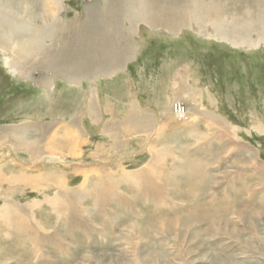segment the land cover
Masks as SVG:
<instances>
[{"label":"rangeland","instance_id":"rangeland-1","mask_svg":"<svg viewBox=\"0 0 264 264\" xmlns=\"http://www.w3.org/2000/svg\"><path fill=\"white\" fill-rule=\"evenodd\" d=\"M190 1L199 24L115 17L134 51L116 68L104 27L78 33L112 0H60L70 31L36 63L0 48V264H264V43L211 24L252 0Z\"/></svg>","mask_w":264,"mask_h":264},{"label":"bare ground","instance_id":"bare-ground-1","mask_svg":"<svg viewBox=\"0 0 264 264\" xmlns=\"http://www.w3.org/2000/svg\"><path fill=\"white\" fill-rule=\"evenodd\" d=\"M169 1H174V0H169ZM253 1H255V0H252L250 2V3H252V5H251L252 7L247 6L244 8L245 9V16L236 17V19L232 20V22H228L227 20H221V19L215 20L212 23L210 21V23L212 24V27H213L214 35L219 37L223 41H225L231 45L238 46V47L252 46V45H255L256 43H259V44L264 43V5H260V4L257 5L256 4L254 6ZM160 2H161V0H125V2L123 0H112L111 4L101 3V5H99V6H96L93 4L92 7H90L89 9L86 10L85 18H84L85 19L84 26H82L80 28L78 33H82V34L88 33V32H85L88 23L90 25V30H92V31H96L97 28H103L104 27L103 29H101L102 30L101 33H103L102 34V38H103L102 44H100L99 46H96V47H99L98 49L107 52L106 53L107 58H106L105 63L106 64L112 63V65H114L116 68V67H119L121 65L120 63H122V61H125L126 58L130 57L131 53H133L134 51H132L133 49L131 47L129 49L125 50L124 46L122 45V41H126V38L128 36L123 38L121 29L117 30L116 35H111V34L109 35L107 28L112 30L111 26H112V24L115 23V22L113 23V20L115 19V17L122 19L123 14H125L126 16L131 15L132 18H134V19L137 18L139 20V22L144 21V22L151 23L153 25L158 24L157 20L160 21L161 19L167 18L166 22H168L169 24H172L173 26H179V25H183V23H184V19L180 18L179 14L182 15L184 13H187L190 17L193 14V17L191 18L192 21L196 20L198 22V24L200 22H202L200 16L196 15V11L195 12L193 11V8L190 4L191 3L190 0L188 1V3L190 5L185 4L183 6V9H180L179 7L178 8H176V7L172 8L173 7L172 5L160 6L159 5ZM60 5H61L60 0H39V1H37V0H19L18 2L16 0H7L6 2L0 1V48H4V49L8 48L10 51L13 48H19L20 51H19V53L16 54L17 58L14 60L16 65H14V66H17V65L22 66L23 64H25L30 59H32L31 62L36 63L37 60L33 61V56L34 55H41L42 50L45 49L44 43H45L47 37L54 39L55 33L59 29H62V28H64L65 31H67V30L70 31L69 30L70 26L68 23H66V24L62 23L61 19L59 22L57 20H55L57 14L61 12ZM166 7H169V8H166ZM250 8L253 9V11H247V10H250ZM249 17L251 18V21H250V19L249 20L247 19ZM39 20H43L44 24L40 25ZM52 25H54V27L50 28ZM199 26L201 27V29L205 28V27H203V26H205L203 24H200ZM127 29H128V27H127ZM65 31L63 33L61 32V34H64ZM113 33H114V31H113ZM132 37L133 36H130L127 39L128 47L131 44H133L132 43ZM96 45H97V43H96ZM86 50H89V49H86ZM1 51H2V49H1ZM7 57L8 56L6 55V58H5L6 66L9 67L10 69L14 70L15 68L12 65L13 59H12V61H10V58H7ZM69 59H71V58H69ZM46 61L42 60V65L44 64L47 66L48 63H46ZM30 63H28V64H30ZM33 63H31V64H33ZM13 64H14V62H13ZM27 66H29V65H27ZM111 66H109L108 70L110 68H112ZM23 67L25 68V66H23ZM32 68H33V66H32ZM54 69H55V67H54ZM171 69L172 68H170V70ZM19 70L23 71V69H19ZM171 72H173V71H171ZM171 72H169V73H171ZM167 73H168V71H167ZM165 82H168V81H165ZM162 85H164V83ZM155 94H156V92H155ZM46 96H47V94H46ZM47 98L49 99V97H47ZM162 100H161V102H162ZM50 102H51V100H50ZM122 103H124V102H122ZM70 135H68V136H70ZM74 148H75V146H74ZM57 151L58 150H56V152ZM76 154L77 153H75V155ZM51 155L54 156V154H52V153H51ZM79 155H78V157H80ZM60 159H62V158H60Z\"/></svg>","mask_w":264,"mask_h":264},{"label":"built area","instance_id":"built-area-1","mask_svg":"<svg viewBox=\"0 0 264 264\" xmlns=\"http://www.w3.org/2000/svg\"><path fill=\"white\" fill-rule=\"evenodd\" d=\"M174 113L177 116V118L183 120L187 118V110L185 106L181 103H176L174 105Z\"/></svg>","mask_w":264,"mask_h":264}]
</instances>
